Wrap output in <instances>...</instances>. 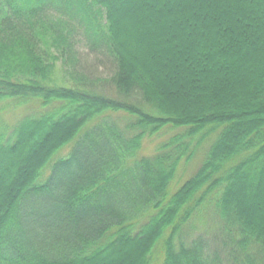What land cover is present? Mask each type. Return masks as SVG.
Returning <instances> with one entry per match:
<instances>
[{
	"label": "trees",
	"instance_id": "obj_1",
	"mask_svg": "<svg viewBox=\"0 0 264 264\" xmlns=\"http://www.w3.org/2000/svg\"><path fill=\"white\" fill-rule=\"evenodd\" d=\"M75 22L114 57L123 100L50 84ZM12 100L39 109L11 128L0 108V264H264V0H0V105ZM169 125L188 130L141 155ZM200 133L213 143L169 195L194 156L177 141ZM212 200L227 263L188 239Z\"/></svg>",
	"mask_w": 264,
	"mask_h": 264
},
{
	"label": "rangeland",
	"instance_id": "obj_2",
	"mask_svg": "<svg viewBox=\"0 0 264 264\" xmlns=\"http://www.w3.org/2000/svg\"><path fill=\"white\" fill-rule=\"evenodd\" d=\"M73 27H75V30L71 28L72 34L70 35V41L74 45V49L62 55L57 50H51L52 53L57 54L59 59L56 60L54 69L50 75V84L71 87L75 86L77 82L82 81L99 94L117 100H123L111 82L115 68V60L109 49L106 46L99 49L94 48L85 29L79 23L77 25L76 22ZM0 108L2 109L1 114L3 120L11 128L21 118L33 114L39 109L36 103L19 104V101L13 102V100L5 101L0 105ZM112 118L120 126L125 128L128 123L136 120L134 115L132 116L123 110L113 112ZM187 130V127L173 128L169 125L153 136L147 135L144 140L141 155H154L164 142H168L175 137L185 134ZM201 135L202 133L194 135L193 137H180L181 139L177 141L178 144H187L186 154L193 153L194 156L190 161L183 160L180 164L177 176L170 184L169 195L174 194L201 166L204 155L209 150L215 136L211 135L201 144H198ZM69 151L70 146H66L58 155H67ZM48 173L49 169H47ZM215 195H219V193ZM215 201L212 200V202L202 206L189 222L187 230L189 232L188 239L198 236L204 237L215 249H219L218 251L222 258H224L225 263H227V257L228 261H230L229 253L232 251V244L221 225V219L217 213ZM225 241H229L227 245L224 244ZM161 254V244H158L154 250L155 259H158Z\"/></svg>",
	"mask_w": 264,
	"mask_h": 264
}]
</instances>
